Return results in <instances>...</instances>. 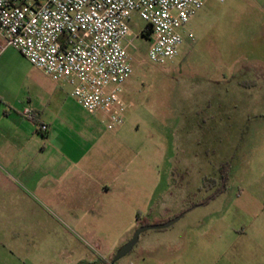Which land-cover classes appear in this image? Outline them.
Instances as JSON below:
<instances>
[{
    "label": "rangeland",
    "instance_id": "1",
    "mask_svg": "<svg viewBox=\"0 0 264 264\" xmlns=\"http://www.w3.org/2000/svg\"><path fill=\"white\" fill-rule=\"evenodd\" d=\"M145 27L134 19L133 71L120 101L122 127L102 129L103 141L94 150L84 145L72 153H52L57 170L82 167L84 154L91 153L109 172L83 176V184L126 182L132 185L129 194L121 203L117 199L120 206L113 211L101 198L93 206L76 195L65 197L60 171L38 186L42 171L28 182L25 174L0 170V264H93L108 258V249L124 241L121 233L134 212L155 213L174 167L189 160L194 191L225 177L227 203L258 200L264 212V0H207L190 24L194 39H186L164 64L148 58L149 39L140 35ZM16 57L25 74L22 85L35 91L37 102L47 100L45 90L54 105H76L70 86ZM230 206L234 212L235 202L224 207Z\"/></svg>",
    "mask_w": 264,
    "mask_h": 264
},
{
    "label": "crops",
    "instance_id": "2",
    "mask_svg": "<svg viewBox=\"0 0 264 264\" xmlns=\"http://www.w3.org/2000/svg\"><path fill=\"white\" fill-rule=\"evenodd\" d=\"M1 49L0 41V160L8 162L6 166L0 164V170L7 174H25L28 182H34L36 174L42 171L44 177L39 180L38 186L51 181L50 174L60 171L64 174L61 186L65 197L76 195V198L86 200L93 206L101 198L104 205L116 211L120 206L118 201L121 203V199H125L132 185L122 182L115 186V181L83 184V176L93 177L109 172L107 167L100 165L99 160L90 156L91 153L88 158V154H84L82 167L59 166L57 170L52 166L53 152H59L60 156L63 151L72 153L83 150L84 145L91 150L97 148L103 141L100 131L107 129L102 117L87 113L72 96L76 105L70 106L67 101L54 105L51 92L44 90L42 92L47 100L37 102L33 95L35 91L31 94L30 89L22 85L21 78L25 74L18 67L16 56L31 65L29 61L15 48ZM25 108L37 114L34 120L23 116ZM42 124L48 126L47 131L40 129ZM190 132H193V128L188 130L187 135ZM57 143L62 148H58ZM190 165L189 160L185 167H174L172 181L161 203L156 205L157 211H150L149 216L135 211L131 223L121 233L124 241L108 249V258L97 259L92 261L93 264H112L118 250L139 227L165 223L182 212L184 215L171 227L141 234L131 252L115 264H264V212H259L258 200L239 202L237 198L227 203L228 199L224 197L227 185L220 189L218 182L194 191L190 187ZM72 172L76 175H70ZM176 173L182 174L179 181ZM218 189V194L204 203ZM205 190L210 194L203 197ZM47 192L52 193V189ZM234 202V212L231 206L228 209L224 207ZM236 223H240L239 228ZM79 263L81 261L67 264Z\"/></svg>",
    "mask_w": 264,
    "mask_h": 264
},
{
    "label": "built area",
    "instance_id": "3",
    "mask_svg": "<svg viewBox=\"0 0 264 264\" xmlns=\"http://www.w3.org/2000/svg\"><path fill=\"white\" fill-rule=\"evenodd\" d=\"M206 2L0 0L1 51L17 49L54 82L70 86L74 100L114 130L124 123L120 101L133 71L134 19L150 27L148 58L164 64L178 55L186 39H194L190 24ZM36 115L23 110L26 119Z\"/></svg>",
    "mask_w": 264,
    "mask_h": 264
},
{
    "label": "water",
    "instance_id": "4",
    "mask_svg": "<svg viewBox=\"0 0 264 264\" xmlns=\"http://www.w3.org/2000/svg\"><path fill=\"white\" fill-rule=\"evenodd\" d=\"M183 215H184V213H182V214L176 216L175 218H173V219H171L165 223H162V224H152V225H146V226L139 227L134 232L132 238L118 250V252L116 253V255L112 261V264H115L116 262H118L120 259H122L128 253L131 252V250L138 243V240H139V237L141 234H143L144 232L149 231V230L169 228L173 224H175Z\"/></svg>",
    "mask_w": 264,
    "mask_h": 264
},
{
    "label": "trees",
    "instance_id": "5",
    "mask_svg": "<svg viewBox=\"0 0 264 264\" xmlns=\"http://www.w3.org/2000/svg\"><path fill=\"white\" fill-rule=\"evenodd\" d=\"M150 33H151L150 27H149L148 25H146V27L141 31V34H140V35H141L143 38L149 39ZM226 180H227V179L224 177V178L219 182V184H220V189H221V187H225V186L227 185ZM220 189H218V190H217V191H216L211 197L207 198V199L205 200L204 203H206V202H208L209 200H211L212 198H214V197L218 194V192L220 191ZM182 213H184V212H182ZM141 225H143V224H141Z\"/></svg>",
    "mask_w": 264,
    "mask_h": 264
},
{
    "label": "flooded vegetation",
    "instance_id": "6",
    "mask_svg": "<svg viewBox=\"0 0 264 264\" xmlns=\"http://www.w3.org/2000/svg\"><path fill=\"white\" fill-rule=\"evenodd\" d=\"M79 264H81V263H79Z\"/></svg>",
    "mask_w": 264,
    "mask_h": 264
}]
</instances>
